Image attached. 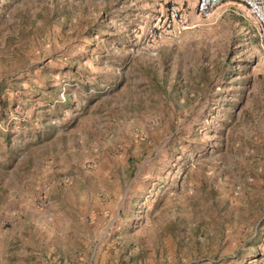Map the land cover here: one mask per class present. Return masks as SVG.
Wrapping results in <instances>:
<instances>
[{"label":"rangeland","instance_id":"obj_1","mask_svg":"<svg viewBox=\"0 0 264 264\" xmlns=\"http://www.w3.org/2000/svg\"><path fill=\"white\" fill-rule=\"evenodd\" d=\"M178 2L0 0V264H264L259 25Z\"/></svg>","mask_w":264,"mask_h":264},{"label":"built area","instance_id":"obj_2","mask_svg":"<svg viewBox=\"0 0 264 264\" xmlns=\"http://www.w3.org/2000/svg\"><path fill=\"white\" fill-rule=\"evenodd\" d=\"M226 2H236L242 5L259 25V31L264 41V0H197L196 11L205 19H211L215 12ZM170 8L163 22V27L169 31H176L183 24L182 10L178 0H169ZM230 12H236L227 9Z\"/></svg>","mask_w":264,"mask_h":264}]
</instances>
